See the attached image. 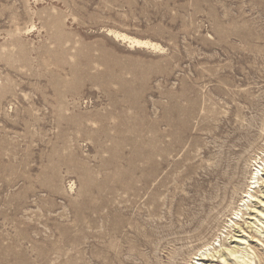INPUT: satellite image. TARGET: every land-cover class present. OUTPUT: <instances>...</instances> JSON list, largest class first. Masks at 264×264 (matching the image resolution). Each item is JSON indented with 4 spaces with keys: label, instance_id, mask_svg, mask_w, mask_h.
Instances as JSON below:
<instances>
[{
    "label": "rangeland",
    "instance_id": "obj_1",
    "mask_svg": "<svg viewBox=\"0 0 264 264\" xmlns=\"http://www.w3.org/2000/svg\"><path fill=\"white\" fill-rule=\"evenodd\" d=\"M263 121L264 0H0V264H184Z\"/></svg>",
    "mask_w": 264,
    "mask_h": 264
},
{
    "label": "bare ground",
    "instance_id": "obj_2",
    "mask_svg": "<svg viewBox=\"0 0 264 264\" xmlns=\"http://www.w3.org/2000/svg\"><path fill=\"white\" fill-rule=\"evenodd\" d=\"M111 32L132 46L149 47L156 51L162 49L159 43L152 40ZM263 135L264 121L258 137ZM246 171L248 176L240 188V196L231 201L226 217L216 228V234L211 240L202 242L195 251L188 252L184 264H264V137L248 158ZM238 189H235V194H238ZM173 254L171 257L174 258Z\"/></svg>",
    "mask_w": 264,
    "mask_h": 264
}]
</instances>
